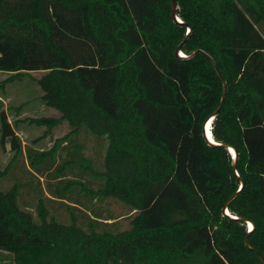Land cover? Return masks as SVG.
Here are the masks:
<instances>
[{"label": "trees", "instance_id": "1", "mask_svg": "<svg viewBox=\"0 0 264 264\" xmlns=\"http://www.w3.org/2000/svg\"><path fill=\"white\" fill-rule=\"evenodd\" d=\"M176 1L184 24L173 0H0V89L30 77L61 114L29 119L43 138L70 127L39 151L0 109L10 163L26 155L42 177L71 145L58 174L76 165L98 186L65 180L58 198L79 187L133 216L112 232L115 218L75 199L89 222L73 211L65 224L40 198L36 220L20 184L0 188V264H264V0ZM220 106L215 145L203 126ZM88 134L105 147L101 169L84 155Z\"/></svg>", "mask_w": 264, "mask_h": 264}, {"label": "rangeland", "instance_id": "2", "mask_svg": "<svg viewBox=\"0 0 264 264\" xmlns=\"http://www.w3.org/2000/svg\"><path fill=\"white\" fill-rule=\"evenodd\" d=\"M9 75L0 73V82L7 79ZM40 75L36 74L37 77ZM41 96V88L30 77L9 81L4 83L3 88L0 89V109L4 108L8 114L15 132L21 138L24 146H33L39 151H48L53 147L55 139L65 135L70 127L67 123H62L55 129L53 138L49 136L43 138L45 126H39L29 119L49 116L59 117L61 114L57 109L44 105ZM16 107L21 108L18 111ZM17 119L19 120L16 122ZM79 141L84 144V155L91 158L95 166L101 169L105 147H102L98 139L92 134L81 135ZM70 146L64 147L58 152L56 164L50 169H45V174L41 177L39 176L40 174L31 170L30 162L26 155L19 158L14 165L11 164L14 151L11 149L10 143L3 144L0 142V170L5 172L7 171L6 169H9L7 171L8 174L0 179V188L6 191L15 183L20 184L21 195L19 204L22 209L32 212L36 220H39L37 215L38 203L40 198H42L50 211V215L55 217L56 214L57 217L55 218L59 222L70 223L69 220L74 211L78 215L79 221L87 226L89 218H87L85 212L69 206V203L75 201V199H81L83 203L90 207L78 204L85 211L89 209L102 217L115 218L112 221H108H114L115 223L113 225L108 224L110 226L106 227L110 231L118 232L129 229L133 218L131 208L117 199L110 198L102 201L90 199L89 196L81 192L79 187L73 188L71 192H68L66 194L68 197L65 195V199L58 198L56 190L61 188L62 181L65 180L78 179L88 181L90 179L94 188L98 186V181L93 180L92 176L82 172L76 165H70L63 173L58 174V170L65 161L75 160L72 146ZM59 175L62 176L60 177ZM91 212L90 214L93 213ZM103 227V225L97 226L100 229Z\"/></svg>", "mask_w": 264, "mask_h": 264}, {"label": "water", "instance_id": "3", "mask_svg": "<svg viewBox=\"0 0 264 264\" xmlns=\"http://www.w3.org/2000/svg\"><path fill=\"white\" fill-rule=\"evenodd\" d=\"M177 8H178V6H177V1L176 0H173V8H172V15H173V17H174V19L177 21V22H179V23H181V24H184L183 22H182V19L180 18V17H178V15H177ZM189 28V30L191 31L192 30V28L189 26L188 27ZM181 47H179L178 49H177V55L179 56V57H186L185 55H181ZM224 84H226L225 82H224ZM223 101H224V98H223V100H222V104H223ZM222 104H221V106H222ZM221 106L219 107V109L212 115V116H210L206 121H205V123H204V126H203V129H204V135H205V137H206V139L208 140V142L209 143H212V144H215V145H222V144H219V143H217L216 141H215V139H214V137L212 138H210L209 137V133H208V130L210 129V132H211V134L213 135V133H212V123H213V121H214V119H215V117H216V115L218 114V112H219V110H220V108H221ZM228 149H229V151L232 153V150L234 151V153H232L233 154V156H234V158L236 159L237 158V152H236V150H235V148L233 147V146H228ZM229 212V210L226 208L225 209V214L226 215H228V216H231V214H229L228 213ZM234 218H236V217H234ZM246 222H247V224H248V228H249V230H250V223L252 224V227H254V225H253V223L250 221V220H246ZM253 229V228H252Z\"/></svg>", "mask_w": 264, "mask_h": 264}, {"label": "bare ground", "instance_id": "4", "mask_svg": "<svg viewBox=\"0 0 264 264\" xmlns=\"http://www.w3.org/2000/svg\"><path fill=\"white\" fill-rule=\"evenodd\" d=\"M181 55H185L183 52L181 53ZM212 129V128H211ZM208 135H209V137L211 138H213V135L211 134V132H210V129L208 130ZM232 153H234V151L232 150ZM235 154V153H234ZM229 213V212H228ZM230 214V213H229ZM250 226L252 227V224L250 223ZM253 228V227H252Z\"/></svg>", "mask_w": 264, "mask_h": 264}, {"label": "clouds", "instance_id": "5", "mask_svg": "<svg viewBox=\"0 0 264 264\" xmlns=\"http://www.w3.org/2000/svg\"><path fill=\"white\" fill-rule=\"evenodd\" d=\"M252 228L250 227V230H251Z\"/></svg>", "mask_w": 264, "mask_h": 264}]
</instances>
